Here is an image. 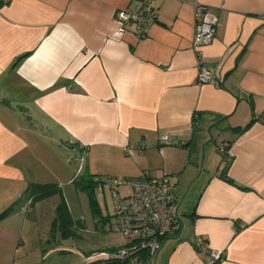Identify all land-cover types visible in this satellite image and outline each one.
Here are the masks:
<instances>
[{
    "label": "crops",
    "instance_id": "0c3cea01",
    "mask_svg": "<svg viewBox=\"0 0 264 264\" xmlns=\"http://www.w3.org/2000/svg\"><path fill=\"white\" fill-rule=\"evenodd\" d=\"M194 1L217 19L200 57ZM154 3L121 31L115 12L142 0H0V211L30 205L43 142L101 149L110 177H174L179 229L148 264H205L197 236L216 264H264V0ZM198 58L214 82L196 83Z\"/></svg>",
    "mask_w": 264,
    "mask_h": 264
},
{
    "label": "rangeland",
    "instance_id": "374dc122",
    "mask_svg": "<svg viewBox=\"0 0 264 264\" xmlns=\"http://www.w3.org/2000/svg\"><path fill=\"white\" fill-rule=\"evenodd\" d=\"M41 147L44 166L36 183L52 184L57 190L33 200L30 205L25 204L24 208L15 205L0 218V244L6 247L7 254V262L3 264L21 261L25 264H119L113 260L106 263L101 256L104 254L88 262L82 260L86 255L105 253L124 244L122 234L113 223L111 190L105 182L102 185L88 183L96 175L109 177L103 170L115 164L116 154L109 153L107 160L101 149L62 152L46 148L45 142ZM170 182H174L171 175ZM129 190L126 185L120 186L122 194ZM61 197L65 200L69 218L64 217L60 223L58 220L51 231ZM64 229L68 232H63Z\"/></svg>",
    "mask_w": 264,
    "mask_h": 264
},
{
    "label": "built area",
    "instance_id": "2783aa9c",
    "mask_svg": "<svg viewBox=\"0 0 264 264\" xmlns=\"http://www.w3.org/2000/svg\"><path fill=\"white\" fill-rule=\"evenodd\" d=\"M7 1V0H4ZM155 0H142L137 10L120 9L115 12L119 29L124 31L123 26L128 21H135L138 25L147 19H154L157 15ZM194 31L192 49L198 57L202 47L210 44L214 39L217 24L216 17L207 12L206 5L193 2ZM196 83L201 85L206 82H214L211 68L203 66L197 59ZM161 145H174L185 147V142L170 138L168 134L158 137ZM227 143H222L218 151L230 158V150ZM105 178V179H104ZM104 180V181H103ZM106 183L111 190L113 198V223L124 238V244L112 253L114 260L119 263L148 264L159 250L162 240L172 235L179 229L180 215L178 213L179 200L176 193V183L170 182L167 174L150 176L143 173L140 177H94V183ZM126 185L129 191L122 194L120 186ZM194 248L206 255L205 264H216L224 256L222 251L209 249L204 241L198 236L194 239ZM98 254L86 255L84 260H89Z\"/></svg>",
    "mask_w": 264,
    "mask_h": 264
},
{
    "label": "trees",
    "instance_id": "16d2710c",
    "mask_svg": "<svg viewBox=\"0 0 264 264\" xmlns=\"http://www.w3.org/2000/svg\"><path fill=\"white\" fill-rule=\"evenodd\" d=\"M244 128V127H243ZM97 176V175H96ZM97 177H100V176H97ZM94 183V178H93V180L92 181H88V183ZM78 183L79 184H83V182L82 181H78ZM85 184H87V183H85ZM89 185V184H88ZM90 185H92V184H90ZM57 190V188L56 187H54L52 184H37V183H32V184H30L28 187H27V193L29 194V197H30V199H29V204H31L32 202H33V200H35L36 201V199H38V198H42V197H44V196H46V195H49V194H52L54 191H56ZM13 205V204H12ZM12 205H10V206H8L6 209H4L1 213H0V218H2L3 216H5L7 213H9L10 211H11V209H13V206ZM64 217H66V218H69V211H68V208H67V206H66V204H65V200L63 199V197H61V201L59 202V204L57 205V207H56V215L54 216V219H53V221H52V224H51V231H53L54 230V228L56 227V225H57V221L58 220H60L59 221V223L61 222V220H63L64 219ZM63 232H65V233H67L66 231H65V229L63 230ZM123 245V244H122ZM122 245H120V246H122ZM120 246H117V247H115V248H113V250H112V253L114 252V250H116L118 247H120ZM112 253L111 254H109L108 256H106V259H104V260H106V262H111L112 260L114 261V262H116L115 260H114V258H113V255H112ZM100 254H98L97 256H95V257H98ZM92 258H94V257H92ZM91 259V258H90ZM89 259V260H90ZM117 263V262H116ZM123 264H125V263H123Z\"/></svg>",
    "mask_w": 264,
    "mask_h": 264
},
{
    "label": "water",
    "instance_id": "95a60500",
    "mask_svg": "<svg viewBox=\"0 0 264 264\" xmlns=\"http://www.w3.org/2000/svg\"><path fill=\"white\" fill-rule=\"evenodd\" d=\"M208 128V127H207Z\"/></svg>",
    "mask_w": 264,
    "mask_h": 264
}]
</instances>
